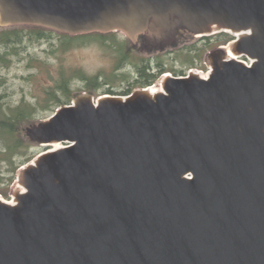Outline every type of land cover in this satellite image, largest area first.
<instances>
[{
    "label": "water",
    "instance_id": "1",
    "mask_svg": "<svg viewBox=\"0 0 264 264\" xmlns=\"http://www.w3.org/2000/svg\"><path fill=\"white\" fill-rule=\"evenodd\" d=\"M21 26L234 39L208 78L85 91L28 125L50 148L0 196V264H264V0H0V29Z\"/></svg>",
    "mask_w": 264,
    "mask_h": 264
},
{
    "label": "rangeland",
    "instance_id": "2",
    "mask_svg": "<svg viewBox=\"0 0 264 264\" xmlns=\"http://www.w3.org/2000/svg\"><path fill=\"white\" fill-rule=\"evenodd\" d=\"M22 27L19 42L0 46V53L5 56V60L0 59V196L8 201L14 198L12 190L18 184L19 169L50 148L26 136L28 125L49 118L79 93L87 91L99 96L108 94V88L116 92L126 90L138 75L136 62H162L171 69L184 70V74L191 68H203L209 61L210 51L219 45H228L233 38L230 33L199 36L188 31L184 36L186 40L183 39L178 47L151 56L148 42L141 39L134 47L120 31L104 34L108 35L106 38L94 35L70 39L54 31L44 32L43 37H39L30 26ZM195 47L197 51L191 50ZM196 52L201 58L194 59ZM83 75L86 78L98 76L103 87L95 88ZM65 83L69 96L61 89ZM137 88L141 87L134 86L132 92ZM56 96L61 101L56 100ZM18 108L37 111L32 117L16 121L15 136L21 141V147L8 159L6 150L10 141L2 128L5 123L1 122Z\"/></svg>",
    "mask_w": 264,
    "mask_h": 264
},
{
    "label": "trees",
    "instance_id": "3",
    "mask_svg": "<svg viewBox=\"0 0 264 264\" xmlns=\"http://www.w3.org/2000/svg\"><path fill=\"white\" fill-rule=\"evenodd\" d=\"M24 27H14V28H7V29H2L0 30V46L1 44L7 45L10 43H17L21 40V36H22V30ZM33 30H36L38 33L39 37H43V33L44 32H52L50 30L44 29V28H40V27H31ZM225 33V32H222ZM64 36H66L67 38L70 39H75V37L63 34ZM100 36L103 38L108 37V35H104V34H100V33H92V34H88V35H82V36ZM81 37V36H79ZM142 41L143 42H147L145 36H142ZM194 47V46H193ZM193 51H197L196 47L195 49H191ZM199 51V49H198ZM129 52L126 53V56H128ZM197 53V52H196ZM201 54H199V52L197 53V57H195L194 59H199L201 58L200 56ZM0 59L1 60H5V56H3L0 53ZM191 64H194L191 63ZM136 66L138 69V75L136 77V80L132 83L129 84V87L122 91V92H116L115 90H113L112 88H108L107 89V93L109 94H115V95H120V94H124V95H128L129 93L132 92V89L134 88V86H139V87H147L152 85L160 76L161 73H163L166 68L161 67L162 64L160 65H156L155 67L151 68L150 63L149 62H142V63H137L136 62ZM158 69L157 73H153L152 71ZM171 69V68H169ZM177 75H181L184 74V70H175ZM182 72V73H181ZM84 79L88 80L89 84H93L92 86H95V88H101L103 87L102 84H100L99 80H98V76H95L94 78H86L85 75H83ZM64 82H67L66 80ZM61 89L64 91V93L66 95L69 96V90H68V86L67 84H63L61 86ZM56 100L61 101V99L57 98L56 96ZM70 101V100H69ZM68 101V102H69ZM37 111V109H22V108H18L15 110L14 113H12V115L8 116L7 119L5 120V122H1V124H4L2 126L3 129H5V133H7L8 135V140L10 141L7 145V158L11 159V157L13 158L15 156V153L17 152V149L21 147V141H19L16 136V129H15V123L16 121H22L25 120L26 118L32 117L34 115V113ZM6 125V126H5ZM2 131V130H1ZM4 132V130H3ZM15 137V139H14Z\"/></svg>",
    "mask_w": 264,
    "mask_h": 264
},
{
    "label": "flooded vegetation",
    "instance_id": "4",
    "mask_svg": "<svg viewBox=\"0 0 264 264\" xmlns=\"http://www.w3.org/2000/svg\"><path fill=\"white\" fill-rule=\"evenodd\" d=\"M187 32H188L187 30L181 29L177 34L176 41L174 43H170L169 45H166L164 43H157L155 40H148V46L150 47L149 55L152 56L153 55L152 53H154V54L163 53V52L168 51L171 48L173 49L174 47H178L180 45V42L183 39H185L184 36L187 34ZM160 64H162L161 67L166 68V70L163 73H161L160 76H162L164 73L169 72V71H171L173 75H177L176 72L174 71V69H169V67L167 65L163 64L162 62L156 63V64H153L152 62H150L151 68L155 67L156 65H160ZM152 72L157 73L158 69H155Z\"/></svg>",
    "mask_w": 264,
    "mask_h": 264
},
{
    "label": "built area",
    "instance_id": "5",
    "mask_svg": "<svg viewBox=\"0 0 264 264\" xmlns=\"http://www.w3.org/2000/svg\"><path fill=\"white\" fill-rule=\"evenodd\" d=\"M246 62L249 64L250 62H251V60H246ZM206 64V66L208 65L207 64V62L205 63ZM210 67L209 66H207V68H202V69H199L198 71L202 74V75H204V76H208V74L210 73Z\"/></svg>",
    "mask_w": 264,
    "mask_h": 264
},
{
    "label": "bare ground",
    "instance_id": "6",
    "mask_svg": "<svg viewBox=\"0 0 264 264\" xmlns=\"http://www.w3.org/2000/svg\"><path fill=\"white\" fill-rule=\"evenodd\" d=\"M229 48V47H228ZM233 57H235L234 55H232ZM46 146V145H45Z\"/></svg>",
    "mask_w": 264,
    "mask_h": 264
}]
</instances>
